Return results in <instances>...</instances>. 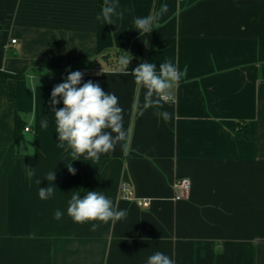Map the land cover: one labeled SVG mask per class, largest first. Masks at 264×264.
Listing matches in <instances>:
<instances>
[{
	"label": "crops",
	"instance_id": "obj_1",
	"mask_svg": "<svg viewBox=\"0 0 264 264\" xmlns=\"http://www.w3.org/2000/svg\"><path fill=\"white\" fill-rule=\"evenodd\" d=\"M108 3L123 13L113 24L97 20L105 0H0V264H147L158 251L175 264H264V0ZM164 4L141 35L134 19ZM128 53L129 73L166 61L184 73L172 102L139 114L146 89L118 70ZM67 70L123 109L126 141L98 161H71L60 145L50 98ZM16 115L30 128L17 147ZM52 170L55 194L41 200ZM181 177L191 181L189 198L174 201ZM123 183L150 205L121 198ZM88 191L127 217L74 223L68 201Z\"/></svg>",
	"mask_w": 264,
	"mask_h": 264
},
{
	"label": "clouds",
	"instance_id": "obj_2",
	"mask_svg": "<svg viewBox=\"0 0 264 264\" xmlns=\"http://www.w3.org/2000/svg\"><path fill=\"white\" fill-rule=\"evenodd\" d=\"M117 8L116 3H108V0H105V6L97 15V20L102 19L106 24H113V16H123L122 12H117ZM167 11L168 5L164 4L158 15L135 18V28L141 35L151 32L158 16H162ZM131 60L132 56L129 53L121 55L118 60V70L122 75L134 76L135 83L146 89L144 104L139 114L142 116L150 107L162 108L163 104L172 102V89L180 82L184 73L180 72L171 61L161 63L159 71L156 64L144 62L129 73L128 66ZM67 71L69 74L65 82L53 87L50 98L60 145L64 147L66 144L71 150V161L80 160L81 156L86 160L98 161L102 154L114 151L118 143L126 141L123 109L119 106L118 97L110 92L105 93L98 83L88 80L81 86L83 72ZM27 78L32 81L38 77L34 72H30ZM61 101L63 107L56 108ZM156 115L162 117L165 122L171 119V114L167 111H157ZM41 127L47 128L48 122L42 121ZM68 171L72 175L76 174V169L71 167L70 163ZM45 179L51 183L47 187H39L38 196L41 200L50 199L56 191L52 183L55 180V172L50 171ZM36 183L39 185L40 180ZM63 215L64 213L58 209L54 213V219L60 220ZM67 215L77 224L91 221L106 224L109 221L115 223L125 219L128 211L114 208L112 201L105 195L88 191L83 197L76 193L71 196L68 201ZM98 227L99 224H92L93 231ZM147 264H175V262L158 251L148 258Z\"/></svg>",
	"mask_w": 264,
	"mask_h": 264
},
{
	"label": "built area",
	"instance_id": "obj_3",
	"mask_svg": "<svg viewBox=\"0 0 264 264\" xmlns=\"http://www.w3.org/2000/svg\"><path fill=\"white\" fill-rule=\"evenodd\" d=\"M12 43H16V40H13ZM174 99V96H173ZM25 131H30L29 127H25ZM191 181L189 178L181 177L176 178L173 183L174 190V201L184 200L189 198V193L191 191ZM120 197L127 200H134L141 207H147L150 205V199H140L135 197L134 190L128 183H123L120 187Z\"/></svg>",
	"mask_w": 264,
	"mask_h": 264
},
{
	"label": "trees",
	"instance_id": "obj_4",
	"mask_svg": "<svg viewBox=\"0 0 264 264\" xmlns=\"http://www.w3.org/2000/svg\"><path fill=\"white\" fill-rule=\"evenodd\" d=\"M3 79L4 77L0 75ZM237 129L241 132H245L246 128L240 127V123H237ZM25 130L23 121L16 115L15 117V145L16 147L23 141L22 131Z\"/></svg>",
	"mask_w": 264,
	"mask_h": 264
}]
</instances>
